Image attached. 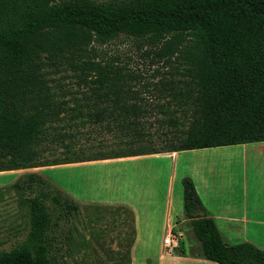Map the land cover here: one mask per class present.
<instances>
[{"label":"trees","instance_id":"trees-1","mask_svg":"<svg viewBox=\"0 0 264 264\" xmlns=\"http://www.w3.org/2000/svg\"><path fill=\"white\" fill-rule=\"evenodd\" d=\"M120 37L175 58L179 78L143 96L129 85L138 75L97 60L95 45ZM258 142L264 0H0V173ZM12 188L27 223L0 264H64L84 242L80 206L36 173ZM182 193L202 259L264 264L251 243L223 242L188 178ZM116 209L131 229L111 263L131 264L133 214Z\"/></svg>","mask_w":264,"mask_h":264},{"label":"rangeland","instance_id":"rangeland-1","mask_svg":"<svg viewBox=\"0 0 264 264\" xmlns=\"http://www.w3.org/2000/svg\"><path fill=\"white\" fill-rule=\"evenodd\" d=\"M95 49L97 60L102 59L111 62L122 67L124 73L138 75V79L130 81L129 85L138 89L145 97L157 95V90L153 89L154 85H158L159 88L161 82L179 78L175 70L177 66L175 58H171L166 63L165 59L153 56V49L131 38L120 37L107 45H95ZM146 87L149 93L145 91ZM248 146V150L256 148L251 145ZM235 147L242 149L241 146H225L219 147V149ZM217 149L218 147L204 149L206 152L203 150L198 152L184 151L180 152L176 156L177 158L173 154L170 156L171 153H166L167 156L129 157L122 160L94 161L73 164L72 166H57L53 169L51 167L39 169V175L48 182L55 184L57 189L59 188L81 208L79 220L72 222L77 230L74 233V241H84L88 244L83 242L81 246L77 247L73 255L65 256L64 264H113L111 257L119 260V255L122 256L126 252L131 223L126 214L115 210L120 206H103L101 201L106 198L101 196L110 198V195H114L115 198L111 199L115 200L131 196L134 201L139 200L142 204L146 200H150L154 203L156 212H158L157 217H159L169 196L167 182L171 176L174 180V190L177 192L175 195L179 191L181 195V216L175 219V226L172 230L174 233H180L179 244L170 250L164 248L162 244L164 232L160 226V229L156 230L152 236L146 238L148 246L137 248L135 258L138 261L142 258L145 259L139 264H159V260H161L160 264H171L173 257L198 260L199 264H216L201 258L199 242L189 227L183 212L182 180L188 178L192 181L195 161L213 154V152L207 151H216ZM256 166L257 164L254 165V169ZM30 171L24 170L18 172L17 175L0 174V250H10L22 239L21 232L26 226L27 219L24 212L19 210L18 192L12 188V185L18 178L31 173ZM257 174L261 176L263 182L264 170L258 168ZM248 180L249 177H241L242 182ZM262 213L264 214V210ZM88 219L91 223L87 226ZM263 229L264 227L254 228V230ZM222 240L228 245L241 242V239L225 237H222ZM258 240L264 243V238ZM62 251H64V246ZM115 253H119V255ZM172 264L195 263L172 262Z\"/></svg>","mask_w":264,"mask_h":264},{"label":"crops","instance_id":"crops-1","mask_svg":"<svg viewBox=\"0 0 264 264\" xmlns=\"http://www.w3.org/2000/svg\"><path fill=\"white\" fill-rule=\"evenodd\" d=\"M248 145L256 148L248 150ZM234 146H241L242 149H236V147L232 149H219L218 147L216 151H207L213 152V154L195 161L194 176L191 179L201 201L204 214L215 221L219 233L221 232V237L241 239V242L251 243L256 248L264 250V243L258 240L259 238H264V229L254 230V228L264 227V220H262L264 217L262 213V210H264V181L262 182L261 176L257 174L258 168L264 170V142ZM205 150L203 151L206 152ZM195 151L191 150V152ZM172 154L177 158L176 156L180 152L171 153L170 156ZM157 155L167 156L166 153ZM207 160L212 161L207 162ZM256 164L257 169H254V165ZM55 167L57 166L51 168ZM39 169L42 168L27 170H31V173L39 175ZM21 171L24 170L2 173L17 175ZM242 176L249 177V180L242 182ZM173 181V176L169 177L167 182L169 196L159 217H157L158 212H156L154 203L150 200H146L142 204L139 200L134 201L131 196L120 200L111 199L115 198L114 195H110V198L101 196L102 198H106L101 201L103 206L125 207L131 210L133 214L135 239L130 250L131 264H139L145 260L142 258L138 261L135 258L136 250L139 246H148L146 238L152 236L156 230L160 229V226L164 232L162 239H165L169 233L174 232L172 230L175 226V219L181 216V195L180 191L175 195L177 192L174 190ZM52 185L55 186V184ZM162 244L164 246V240H162ZM193 260L183 257H173L171 264L172 262H194L195 264H199L198 260ZM160 263L161 260H159Z\"/></svg>","mask_w":264,"mask_h":264},{"label":"built area","instance_id":"built-area-1","mask_svg":"<svg viewBox=\"0 0 264 264\" xmlns=\"http://www.w3.org/2000/svg\"><path fill=\"white\" fill-rule=\"evenodd\" d=\"M180 239V233L171 232L169 235L164 239V246L167 249H173L174 247L178 246Z\"/></svg>","mask_w":264,"mask_h":264}]
</instances>
